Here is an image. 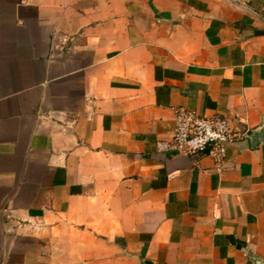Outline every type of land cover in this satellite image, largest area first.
I'll return each instance as SVG.
<instances>
[{"label": "crops", "instance_id": "1", "mask_svg": "<svg viewBox=\"0 0 264 264\" xmlns=\"http://www.w3.org/2000/svg\"><path fill=\"white\" fill-rule=\"evenodd\" d=\"M262 127L264 0H0V264H264Z\"/></svg>", "mask_w": 264, "mask_h": 264}, {"label": "built area", "instance_id": "2", "mask_svg": "<svg viewBox=\"0 0 264 264\" xmlns=\"http://www.w3.org/2000/svg\"><path fill=\"white\" fill-rule=\"evenodd\" d=\"M173 117L170 136L156 141L159 151L207 155L215 161H222L228 145L248 132L236 128V121L240 120L237 115L204 116L193 109L175 107Z\"/></svg>", "mask_w": 264, "mask_h": 264}, {"label": "water", "instance_id": "3", "mask_svg": "<svg viewBox=\"0 0 264 264\" xmlns=\"http://www.w3.org/2000/svg\"><path fill=\"white\" fill-rule=\"evenodd\" d=\"M264 135V127L260 131H253L250 134H248L250 141L256 142L257 139H261V137Z\"/></svg>", "mask_w": 264, "mask_h": 264}]
</instances>
